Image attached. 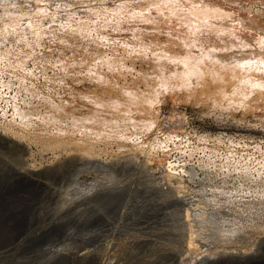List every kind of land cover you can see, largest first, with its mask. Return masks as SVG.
I'll use <instances>...</instances> for the list:
<instances>
[{"label": "rangeland", "instance_id": "374dc122", "mask_svg": "<svg viewBox=\"0 0 264 264\" xmlns=\"http://www.w3.org/2000/svg\"><path fill=\"white\" fill-rule=\"evenodd\" d=\"M165 156L209 214L193 247L151 213L175 207ZM263 187L264 0H0L1 250L62 218L52 249L71 256L122 242L131 264H264ZM114 218L128 234L94 236Z\"/></svg>", "mask_w": 264, "mask_h": 264}, {"label": "bare ground", "instance_id": "6f19581e", "mask_svg": "<svg viewBox=\"0 0 264 264\" xmlns=\"http://www.w3.org/2000/svg\"><path fill=\"white\" fill-rule=\"evenodd\" d=\"M197 11V10H196ZM195 15V14H194ZM223 15V14H222ZM242 60V59H241ZM237 61V60H236ZM247 61V60H245ZM256 62V60H255ZM238 63V62H237ZM242 63V61H241ZM245 63V62H244ZM240 64V62L238 63ZM246 64V63H245ZM249 64H252V62H250ZM242 65V64H241ZM247 65V64H246ZM245 65V66H246ZM191 66V65H190ZM235 66V65H234ZM244 66V65H243ZM249 66V65H248ZM253 66V64H252ZM256 66V65H255ZM237 67V65H236ZM240 68V67H239ZM245 68V67H244ZM249 68V67H248ZM247 68V69H248ZM260 68V67H259ZM241 69V68H240ZM204 70V69H203ZM233 70V69H232ZM237 70V69H236ZM246 70V69H245ZM260 70V69H259ZM238 71V70H237ZM236 71V72H237ZM235 72V71H234ZM242 72V71H241ZM249 72V70H248ZM253 72V71H252ZM202 73V72H201ZM238 73V72H237ZM246 73V72H245ZM247 75V74H246ZM249 75V74H248ZM256 77V76H255ZM166 121L169 122V126L172 127V123L174 122H177L178 124H181V118L180 116L176 115L174 118L173 117H167L166 118ZM173 127H175V125H173ZM178 127V126H176ZM84 146V145H83ZM169 157L168 156H165L163 157L159 162L158 164L163 168V171L165 172L164 174V179H166L165 181V185L164 187L162 188H158V191L159 192H162V191H169V190H172V193H169L167 195L164 194V197L166 199H170L168 201V203H172L174 202L172 205H174L172 209L169 210L168 207V204H164L162 205L158 199L156 202H151L153 203L154 205L152 206L151 209H154L155 207H159V204L161 205V208H157L155 211H152L151 213L152 214H162V217H158L156 216V220L154 218V222L158 223V221L160 222H163L165 224H167L168 226V235H169V238H171V240L173 239L174 240H178L177 242L178 243H183V245H181V249L182 248H189V247H193L197 238L200 239L201 237H204L202 236L203 234V230H202V227H201V222H205V221H208L209 219V214L206 213L204 206L200 205V202L199 201H194L192 198H188L186 197V194H182L181 191L182 190H185L183 189V185H182V182L184 181V175L185 173V169L183 168V166L185 165L183 162H181L180 159H177V158H173V159H168ZM159 168V167H158ZM245 170V169H244ZM248 171V170H247ZM183 173V174H182ZM36 174V173H35ZM230 175V174H228ZM242 175V174H241ZM240 175V176H241ZM242 177V176H241ZM248 177V176H247ZM235 178V177H234ZM241 179V178H240ZM244 179V178H242ZM152 181V180H151ZM226 182V181H225ZM241 182V181H240ZM164 183V182H163ZM227 183V182H226ZM249 183V182H248ZM245 184V183H244ZM253 184V183H252ZM159 185V184H158ZM227 185V184H226ZM99 186V185H98ZM263 186V185H262ZM261 186V187H262ZM104 187V186H103ZM257 187V186H256ZM260 187V189H261ZM264 188V187H263ZM262 188V189H263ZM47 189V188H46ZM228 189V188H227ZM258 190H260L259 188H257ZM50 190V189H49ZM106 190V189H105ZM235 190V189H234ZM257 190V191H258ZM51 191V190H50ZM112 191V190H111ZM124 191V190H123ZM256 191V190H255ZM103 192V190L101 191ZM125 192V191H124ZM151 192V190H150ZM228 192V191H227ZM91 193V192H89ZM107 193H110L111 195L116 193V189H115V192L112 191V192H109L108 191H105L103 194L106 195ZM263 193H264V190H263ZM125 194V193H124ZM246 194V193H245ZM91 195V194H89ZM103 195V196H104ZM232 195V194H231ZM93 196H94V193H93ZM257 196V195H256ZM92 197V196H91ZM105 197V196H104ZM260 197V196H259ZM100 198V197H99ZM113 197L109 198L111 199L112 203H114L116 206L117 205V201L116 199L117 198H113ZM120 198V197H119ZM124 198V197H123ZM233 198V197H232ZM96 199V198H95ZM106 199V197H105ZM164 199V198H163ZM83 200V199H82ZM153 200V199H152ZM165 200V199H164ZM258 200V199H256ZM109 201V200H108ZM237 201V200H236ZM254 201V200H253ZM86 202V201H85ZM107 202V201H106ZM110 202V201H109ZM105 203V202H104ZM252 203V202H251ZM250 203V204H251ZM255 203V202H254ZM258 203V201L256 202ZM234 204V203H233ZM260 204V202H259ZM90 205V204H89ZM97 205V204H96ZM99 205V204H98ZM171 205V204H170ZM171 205V206H172ZM181 205H185V212L184 214L182 213L183 210H181ZM253 205V204H252ZM110 206V205H109ZM255 206V205H254ZM261 206V205H260ZM263 206V205H262ZM80 207V206H79ZM95 207V206H94ZM247 207V206H246ZM252 207V206H251ZM264 207V206H263ZM262 207V208H263ZM114 208V207H113ZM146 208V207H145ZM166 208H168V210H166ZM206 208V207H205ZM244 208V207H243ZM250 208V207H249ZM260 208V207H259ZM115 214L117 215V209L118 207H115ZM207 209V208H206ZM254 209V208H253ZM261 209V208H260ZM95 210V209H94ZM93 210V211H94ZM113 210V209H112ZM125 210V209H124ZM163 210V211H162ZM247 210V208H246ZM245 210V211H246ZM255 210V209H254ZM62 211V210H61ZM98 212L100 210H97ZM121 211V210H120ZM159 211L161 213H159ZM250 211V210H249ZM117 212V213H116ZM144 212V211H143ZM239 212V211H238ZM256 212H257V209H256ZM85 213V212H84ZM240 213V212H239ZM242 213V212H241ZM258 213V212H257ZM97 214V213H95ZM102 214V213H101ZM120 214V215H119ZM118 214V219H122L123 216H121V214H123V212H119ZM238 213H236L237 215ZM99 215V214H98ZM103 215V214H102ZM259 215H261L262 217H264V208L262 210H260L259 212ZM91 216V215H90ZM106 216V215H105ZM120 216V217H119ZM238 216V215H237ZM236 216V217H237ZM107 217V216H106ZM117 217V216H116ZM234 217V216H233ZM239 217V216H238ZM56 218V217H55ZM71 218V217H70ZM97 218V217H96ZM103 218L104 220V217H101ZM60 219V218H59ZM50 220L51 222H48L49 226H45L46 228L47 227H50L49 228V234H51V237H48V231L46 228H43L41 227V229H45L46 232H42L43 234L47 233L48 235L46 237L43 236V238H41V236H30V234H28L29 236L26 238L25 236L24 237H16L15 239V243L13 244L12 243V246L9 248V249H17L16 251H14V253L12 252H9V253H6L8 252L9 250H1L0 249V260H6L8 262H10L9 264H131V258H130V253L129 251L127 252L125 249V252H123V246H121L122 242L120 243V245H117L119 244L117 242L114 243V244H111L110 246L107 245V249H109L108 251H103V252H85V253H80V254H76V255H69V254H66L64 252H61V250H54L52 249V245L53 243L56 242V240H58V236L60 237L62 234L65 235L64 233H66V230L63 229L62 225H64L63 223V220L61 218V220ZM66 219V218H65ZM99 219V218H98ZM107 219V218H106ZM143 219V218H142ZM153 219V218H152ZM232 219V217L230 218ZM112 220V219H111ZM116 218H114V221L113 222H110L111 226H108L106 229H103V230H106L108 232H97L94 236H97V238H102V237H108V236H111V238L114 240L116 237H118V239L120 238L121 239V236L122 234H128V233H125L127 231H125L126 229L125 228H128V226L130 225V221H127L126 223L128 224H124L122 226H125V228L122 227V229H115L114 227L118 226L117 225H113V223L115 222ZM123 220V219H122ZM158 220V221H157ZM236 220V219H235ZM238 220V219H237ZM109 221V220H108ZM138 221V220H137ZM136 221V222H137ZM239 221V220H238ZM103 222V221H102ZM121 222V221H120ZM133 222V221H132ZM141 222V221H140ZM154 222H151V223H154ZM224 222V220H223ZM89 223V222H88ZM94 223V222H93ZM92 223V224H93ZM99 223V221H98ZM118 223V222H117ZM122 223V222H121ZM120 223V225H121ZM260 223V222H259ZM91 224V226H92ZM106 224V223H105ZM164 224V225H165ZM231 224V223H230ZM235 224V223H233ZM262 224V223H261ZM259 225L258 222L256 224V227H258L259 229H257V231L255 233H258L260 230H261V233L263 234L264 233V223L262 225ZM98 225V224H97ZM100 225V224H99ZM132 225V224H131ZM134 225V224H133ZM138 225V224H137ZM160 225V223H159ZM171 225H175L176 228L177 226L179 225H182L179 227V230L178 229H174L171 227ZM232 225V224H231ZM39 226V225H38ZM197 226V227H195ZM230 226V225H229ZM235 225H233V228H234ZM260 226V227H259ZM37 227V226H36ZM65 227V226H64ZM93 227V226H92ZM98 227V226H97ZM120 227V226H119ZM136 227V226H135ZM154 227V226H153ZM162 228V226H160ZM166 227V226H165ZM220 227V226H219ZM231 227V226H230ZM68 228V227H67ZM102 228V227H101ZM138 228V227H137ZM141 228V227H140ZM160 228V229H161ZM232 228V227H231ZM36 229V228H35ZM38 229V228H37ZM41 229H38L39 231H41ZM85 229V228H84ZM93 229V228H92ZM134 229V228H133ZM136 229V228H135ZM156 229V227H155ZM159 229V227H158ZM157 229V230H158ZM167 229V228H165ZM220 229V228H219ZM238 229V228H237ZM33 230V229H32ZM95 230V229H94ZM156 230V232H158ZM164 230V228L162 229ZM179 232H178V231ZM221 230V229H220ZM224 230V229H223ZM259 230V231H258ZM26 231V232H27ZM84 231V230H83ZM89 231V230H88ZM102 231V230H101ZM134 231V230H133ZM132 231V232H133ZM155 231V230H154ZM153 231V232H154ZM228 232V231H233L236 233L238 231H236L235 229L233 230H229V229H226L224 232ZM27 232V233H28ZM34 232V230H33ZM96 232V231H95ZM131 232V233H132ZM135 232V231H134ZM152 232V231H151ZM160 232V231H159ZM166 232V231H165ZM25 234V232H23ZM37 233V232H35ZM41 233V234H42ZM89 233V232H88ZM33 234V233H32ZM56 235V237H54ZM69 234V233H68ZM134 235V233H132ZM137 234V233H136ZM146 234V233H145ZM148 234V233H147ZM154 236H155V233H153ZM158 234V233H156ZM160 234V233H159ZM162 234V233H161ZM241 234V233H240ZM40 235V234H39ZM67 235V233H66ZM65 235V236H66ZM143 235V233H142ZM141 235V236H142ZM149 235V234H148ZM163 235V234H162ZM167 235V236H168ZM238 235V234H237ZM264 235V234H263ZM93 236V235H92ZM128 236V235H126ZM125 236V237H126ZM130 236V235H129ZM128 236V237H129ZM150 236V235H149ZM152 236V237H154ZM157 236V235H156ZM154 237L157 239V237ZM165 236V235H164ZM40 237V238H39ZM79 237V236H78ZM87 237V236H86ZM127 237V238H128ZM140 237V235H139ZM159 237V235H158ZM161 237V236H160ZM166 237V236H165ZM242 237V236H241ZM264 237V236H263ZM80 238V237H79ZM84 238V237H83ZM94 238V237H93ZM137 238V237H136ZM149 238V237H147ZM164 238V237H163ZM247 238V237H246ZM124 239V238H123ZM146 239V238H145ZM243 239V238H242ZM117 240V239H116ZM112 241V240H111ZM119 241V240H118ZM123 241V240H122ZM141 241V240H140ZM148 240L146 239V242ZM155 241V240H154ZM157 241V240H156ZM160 241V240H159ZM106 242V241H105ZM124 242V241H123ZM127 242V241H126ZM145 242V241H144ZM108 243V242H107ZM130 243V242H129ZM148 243V242H147ZM151 243H154V242H151ZM159 243V242H158ZM169 243V242H168ZM257 243V242H256ZM1 244V243H0ZM109 244V243H108ZM125 244V242H124ZM136 244V242H135ZM125 245H128V244H125ZM132 244H130V247H131ZM155 245V244H153ZM152 245V246H153ZM157 245V244H156ZM159 245V244H158ZM169 245V244H168ZM171 245V243H170ZM129 246V245H128ZM179 246V245H178ZM178 246H175L178 247ZM253 246V245H252ZM127 247V246H126ZM135 247V246H134ZM154 247V246H153ZM22 248V249H21ZM132 248V247H131ZM130 248V249H131ZM58 249V248H57ZM134 250V248H132ZM20 250V252H19ZM132 250V251H133ZM100 251V250H99ZM6 253V254H4ZM132 253V252H131ZM234 253V251L232 252ZM230 253L229 255H237V254H232ZM229 257V256H228ZM4 262V261H3ZM1 261V264L3 263ZM153 262V261H151ZM150 262V264H151ZM153 264H155L153 262Z\"/></svg>", "mask_w": 264, "mask_h": 264}]
</instances>
